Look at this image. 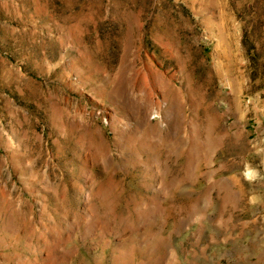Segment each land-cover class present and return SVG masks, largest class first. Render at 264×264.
Returning a JSON list of instances; mask_svg holds the SVG:
<instances>
[{"label":"rangeland","instance_id":"374dc122","mask_svg":"<svg viewBox=\"0 0 264 264\" xmlns=\"http://www.w3.org/2000/svg\"><path fill=\"white\" fill-rule=\"evenodd\" d=\"M0 264H264V0H0Z\"/></svg>","mask_w":264,"mask_h":264}]
</instances>
